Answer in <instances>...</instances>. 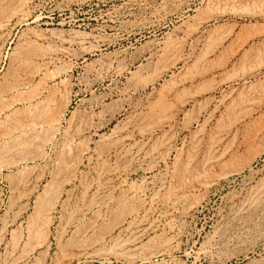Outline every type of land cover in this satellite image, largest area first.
Here are the masks:
<instances>
[{
	"label": "rangeland",
	"instance_id": "obj_1",
	"mask_svg": "<svg viewBox=\"0 0 264 264\" xmlns=\"http://www.w3.org/2000/svg\"><path fill=\"white\" fill-rule=\"evenodd\" d=\"M263 252L264 0H0V264Z\"/></svg>",
	"mask_w": 264,
	"mask_h": 264
},
{
	"label": "bare ground",
	"instance_id": "obj_2",
	"mask_svg": "<svg viewBox=\"0 0 264 264\" xmlns=\"http://www.w3.org/2000/svg\"><path fill=\"white\" fill-rule=\"evenodd\" d=\"M156 53V52H155ZM158 58V57H157ZM181 59V58H180ZM175 68V67H174ZM171 70H173V69H171ZM169 71V70H168ZM155 72V71H154ZM171 72V71H170ZM173 73V72H172ZM171 73V74H172ZM170 74V75H171ZM221 140V139H220ZM50 188V187H49ZM257 192V191H256ZM44 198V197H43ZM263 199V198H262ZM40 201V200H39ZM39 203V202H38ZM34 214H36V213H34ZM36 216V215H35ZM38 216V215H37ZM37 218V217H36ZM38 219V218H37ZM30 222V221H29ZM40 224V221H38V225ZM38 225H36L35 226V229H34V231H36V232H39V230H40V228L38 227ZM41 225V224H40ZM43 226V225H42ZM29 227V226H28ZM37 229V230H36ZM76 231V230H75ZM35 234V233H34ZM30 235V234H29ZM13 236V235H12ZM30 236H33V235H30ZM30 236H29V238H30ZM35 236V235H34ZM13 238V237H12ZM37 238V237H36ZM41 242V241H40ZM25 246V245H24ZM262 249V248H261ZM264 253V252H263ZM264 262V261H263Z\"/></svg>",
	"mask_w": 264,
	"mask_h": 264
}]
</instances>
